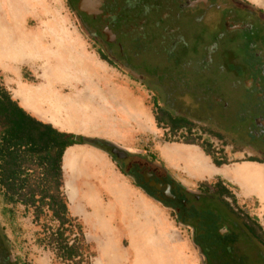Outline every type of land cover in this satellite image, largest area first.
Wrapping results in <instances>:
<instances>
[{
	"label": "flooded vegetation",
	"instance_id": "af4514ba",
	"mask_svg": "<svg viewBox=\"0 0 264 264\" xmlns=\"http://www.w3.org/2000/svg\"><path fill=\"white\" fill-rule=\"evenodd\" d=\"M66 2L106 64L153 91L161 107L189 118L192 132L209 138L210 148L211 139L228 138L250 152L247 160L254 161L247 162L264 165V10L247 0ZM215 56L221 64H215ZM225 74L235 80L228 93L219 82ZM237 89L243 95L232 99L230 90ZM232 105L239 110L231 113ZM96 146L105 153L116 151L120 157L113 154L112 160L118 168L151 199L168 205L176 218L183 217L179 225L190 230L204 264H264L256 215L232 207L229 198L214 191L190 193L153 159L114 145ZM6 262L0 237V264Z\"/></svg>",
	"mask_w": 264,
	"mask_h": 264
},
{
	"label": "rangeland",
	"instance_id": "374dc122",
	"mask_svg": "<svg viewBox=\"0 0 264 264\" xmlns=\"http://www.w3.org/2000/svg\"><path fill=\"white\" fill-rule=\"evenodd\" d=\"M247 1L256 8L264 10V0ZM12 57L20 60L11 67L15 76L5 68L2 60L5 58L12 60ZM84 62L99 65L98 68L101 67L106 72L111 82L110 89H113L115 108L102 103L85 107L88 109L86 113L76 115L72 111L73 108L64 110L58 105L59 102L55 101L56 105L49 98L25 100L17 94L15 85L17 81L33 86L42 85L44 82L41 77L45 68L53 71H59L61 67L63 69L77 68L83 72ZM214 62L216 65L221 64L216 56ZM0 77L3 86L12 98L32 116L51 124L59 131L75 134L84 142L86 141L82 145L74 146L78 151L93 159L90 163L82 161L77 168V176L81 178L80 183L84 182L86 187V190H81L82 197L87 203H85L86 208L78 201L74 205L68 203V210L82 225L91 255L89 264H101L100 256L105 249L112 251L109 264H204L200 250L193 244L190 230L177 224L174 214L155 200L151 203L149 224L143 225L145 227L143 231L141 224L134 231V238L122 242L124 249L132 251L129 261H124L122 248L118 251L116 247H101V238L107 234L104 230L106 227L104 214L111 212V208L118 210L123 206H129L128 200L118 198L126 194L125 185L133 186L147 197L149 195L138 187L134 180L122 174L108 154L87 142L92 140L110 142L131 155L153 159L162 167L159 161V151H157L159 147L164 146V143L183 142L184 139L178 135L174 137L164 131V128L156 125L153 105L155 93L153 91L132 80L126 72L113 68L99 58L94 46L80 29L75 14L66 0H0ZM89 78V75L85 77L87 80ZM219 82L223 83L222 92L224 90L228 93V84L235 80L225 74L219 77ZM81 90L82 88L79 87L78 91ZM231 91L232 99L243 95L241 89ZM222 92H219L218 96L222 97ZM64 94L70 95V91L66 90ZM224 100L230 101L228 97ZM234 106L230 108L231 113L239 110ZM211 141L213 148H209V152H214L218 159L224 158L225 165H229L231 169L237 168L234 163L246 161L247 155L250 154L240 146L231 143L228 138L221 142L215 139ZM195 143L201 145L199 140ZM169 164L177 168L184 166L173 162ZM259 169H264V166ZM171 175L173 179L174 177L179 178L184 184H188L189 187L183 186L192 194L204 189L200 184L186 182L185 178L188 177L185 173L171 172ZM230 181L235 182L230 187L236 199L234 203L229 198L232 207L245 208L250 214L263 219L264 223L262 215L264 214V183L248 182V187H243L241 181L234 179ZM62 183V190L67 199L63 170ZM69 188L78 193L80 187H77V183L71 182ZM36 193L40 194V189L36 190ZM136 201L134 203L136 207H140L138 210L141 212L142 204ZM5 204L0 194V227L3 228L9 242L11 261L17 260L19 264H68L58 259L54 252L38 242V239L43 236L41 226L47 222L44 216L38 224H35L32 211L26 213L20 205L10 210L11 206L6 204L8 207H5ZM158 211L166 217V222L162 220V217L160 218ZM133 239L137 242L144 239L148 245L139 247L136 246L139 243H135L133 246L135 242L132 241Z\"/></svg>",
	"mask_w": 264,
	"mask_h": 264
},
{
	"label": "trees",
	"instance_id": "16d2710c",
	"mask_svg": "<svg viewBox=\"0 0 264 264\" xmlns=\"http://www.w3.org/2000/svg\"><path fill=\"white\" fill-rule=\"evenodd\" d=\"M153 105L154 119L158 127L167 126L170 129L168 132L174 137L177 135L182 137L184 139L182 143L185 144H196L195 141L202 140L203 144L200 147L207 156L212 158L213 164L215 166L226 164L224 158L218 159L214 152H209V138L203 139L201 133L192 132L193 125L189 118L161 107L156 96H154ZM179 131L181 132L178 134ZM85 142L75 134L59 131L51 124L32 116L12 98L0 77V194L2 201L11 206L10 210L20 205L26 213L32 211L35 224H38L44 216L47 222L41 226L43 236L38 239V242L54 252L58 259L68 264H89L91 256L82 225L70 214L68 202L62 190L63 155L68 148ZM87 143L94 147H97L98 143L111 144L97 140ZM106 154L113 157V154L109 152ZM119 170L127 176L120 168ZM136 185L150 195L141 184L136 182ZM200 185L203 186L204 191H214L220 197L230 198L236 203L235 196L230 190L231 184L217 180L212 184ZM39 189L40 194L36 193ZM6 204L5 207H8ZM226 205H228L227 202ZM162 206L170 208L166 204ZM176 209L179 213L185 210L184 207ZM174 220L180 224L183 217L176 218L174 214ZM260 230L264 236L262 228ZM0 237L3 253L5 252L7 256L6 264H19L17 260L9 259V242L1 227Z\"/></svg>",
	"mask_w": 264,
	"mask_h": 264
},
{
	"label": "bare ground",
	"instance_id": "6f19581e",
	"mask_svg": "<svg viewBox=\"0 0 264 264\" xmlns=\"http://www.w3.org/2000/svg\"><path fill=\"white\" fill-rule=\"evenodd\" d=\"M6 58L8 59V57ZM6 58L2 59L3 62L5 63V68H7L9 72H11L15 76L16 74L14 73V71H12L11 67L12 65L20 62V60L18 59L16 60L14 57H12L13 58L12 60H7ZM82 66L84 70L83 72L79 71L80 69L77 68L63 69L61 67L59 71H53L50 68H45V70H43L44 72L41 77L42 81L44 82L42 85L33 86L17 81L15 83L17 94L19 95V97L21 96L25 100L29 98H42V97L49 98L55 104L56 102H59L60 104L58 105L61 106V108H63L64 110L73 108L72 111H74L76 115H79L78 113H83V114L86 113V110L88 109H85V107L91 105H100L102 103L109 104L111 107L115 108L116 105L113 103V96H112L114 95L113 89H110L111 82L106 72H104L101 69V67L98 68L99 65L96 66V64L92 62H86V63L84 62ZM88 75L90 76L89 80L85 79V77H88ZM79 87L82 88L81 91H78ZM66 90L70 91V95L64 94V91ZM85 94H86V98H84ZM74 109L76 110V112ZM161 155H163V157L167 161H169V163L173 162L176 165L178 164L184 165L186 171L188 170L189 172L190 171L198 172V170H201L202 172H205L209 176V173L204 169L202 159L199 156L200 154L198 155L197 153H189V152L185 153L181 151L179 152V150L176 151L174 149L170 151L164 149L161 151ZM82 161H86L90 163V161L92 162L93 159L89 158L87 155L78 151V149L75 148L74 146L70 147L65 151L63 155L62 170L65 174V188L67 190V199L69 205H74L78 201H80L86 208L87 203L85 202L84 197H82V192H81V190H86V187L84 182L80 183L81 178H78L77 176L78 173L77 168L79 166L78 164L81 163ZM221 175L229 181L231 179L241 181L243 187H248L247 186L248 182L249 183L256 182V184L264 183V172L253 176L248 168L230 169L226 173H221ZM212 177L214 176L212 175ZM71 182H75V184L77 183V187L78 188L80 187L78 193L69 188Z\"/></svg>",
	"mask_w": 264,
	"mask_h": 264
},
{
	"label": "crops",
	"instance_id": "0c3cea01",
	"mask_svg": "<svg viewBox=\"0 0 264 264\" xmlns=\"http://www.w3.org/2000/svg\"><path fill=\"white\" fill-rule=\"evenodd\" d=\"M164 149H169V150L174 149L176 151L179 150V152L181 151L185 153L189 152V153H197L198 155L200 154L199 156L202 159L204 169L205 171L209 173V176L208 174H206L205 172H202L201 170H198V172L197 171L189 172L187 170L188 171L187 172L184 166L180 165L181 167L177 168L176 166L169 164L167 160L163 157V155H161V151ZM158 151H159L158 155L160 159L159 160L160 164L162 165V168L165 170V172H168L167 174L171 177V179H173L171 172H174V173L177 172L179 174L185 173L188 177V178H185L186 182H191L193 184H202V183L212 184V183H215L217 180H222L223 182L229 183L231 185H234L235 183V182L225 179V177L221 175V173H226L231 169L229 165L215 166L212 162V158L210 156H207L204 153L200 145L185 144L182 142L164 143V146H160ZM234 165L237 166V168H242V167L248 168L253 176L264 172V169H259L264 165L258 164V163L242 161L240 163H234ZM212 175L214 177H212ZM173 181L179 184L183 189H185L183 185H185L186 187H189L188 184L186 183L184 184V182L179 178L174 177ZM125 188L127 190L126 194L118 198H124L125 200H128L127 204H129V206L127 207L123 206L122 208L118 210L111 208L110 209L111 212H109L106 215L104 214V219H105L104 221L106 224V227L104 228V230L107 231V234H105L101 238V247L103 248L116 247L118 251L122 248L121 252L123 255V259L126 262L131 259L132 251H130L129 249H124V245L122 242L128 241V239L134 238L135 236L134 231H136L137 227H139L141 224H142V227H141L142 231L145 229L143 225L149 224L150 222L149 218L151 215V203L153 199L145 196L143 193L139 192L133 186L125 185ZM134 199L137 200L136 201L137 203L142 204L141 212L138 210V208L140 207H136L134 203L135 201ZM155 208L159 210V208L157 207ZM154 214H157V213H154ZM158 215L160 216V218L162 217V220L166 222V217L163 214H161V212L158 211ZM262 215L264 216V214ZM257 218L259 219L262 230L264 232L263 219L259 218L258 216ZM132 241H135V239H133ZM145 241L146 240L144 239L138 242L135 241L133 243V246L135 243H139L136 246L147 247L148 244H146ZM129 246H131L130 243H129ZM110 253H112V251H108V249H105L101 253V256H100L101 264H109L110 259H111Z\"/></svg>",
	"mask_w": 264,
	"mask_h": 264
},
{
	"label": "water",
	"instance_id": "95a60500",
	"mask_svg": "<svg viewBox=\"0 0 264 264\" xmlns=\"http://www.w3.org/2000/svg\"><path fill=\"white\" fill-rule=\"evenodd\" d=\"M105 144H106V145H111V144H109V143H105ZM111 146H112V145H111ZM112 154H115L117 157H120V155H119L116 151H112ZM144 177H145L144 180L147 181V178H146L147 175H144ZM157 187H159V186H157ZM167 192H168V187H166V193L164 194V197H168V196H167Z\"/></svg>",
	"mask_w": 264,
	"mask_h": 264
}]
</instances>
